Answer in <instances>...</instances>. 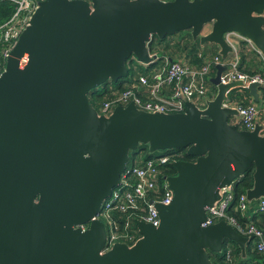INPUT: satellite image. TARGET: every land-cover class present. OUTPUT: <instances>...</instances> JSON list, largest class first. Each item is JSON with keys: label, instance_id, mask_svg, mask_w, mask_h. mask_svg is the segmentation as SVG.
<instances>
[{"label": "water", "instance_id": "obj_1", "mask_svg": "<svg viewBox=\"0 0 264 264\" xmlns=\"http://www.w3.org/2000/svg\"><path fill=\"white\" fill-rule=\"evenodd\" d=\"M263 13L264 0H36L0 71V159L19 167L18 188L0 193V264H214L208 251L220 253L225 239L245 257L248 237L226 221L201 226L252 165L247 200L264 199V123L238 129L228 119L239 106L223 105L243 83H221L226 66L216 64L214 97L178 113L130 102L103 115L88 92L125 78L133 60L158 59L154 36L186 30L226 58L223 35L233 31L264 56ZM259 87L246 86L255 101ZM139 144L149 153L182 148L195 160H173L175 174L164 177L172 198L154 204L157 227L141 221L134 243L103 250L97 215Z\"/></svg>", "mask_w": 264, "mask_h": 264}, {"label": "built area", "instance_id": "obj_2", "mask_svg": "<svg viewBox=\"0 0 264 264\" xmlns=\"http://www.w3.org/2000/svg\"><path fill=\"white\" fill-rule=\"evenodd\" d=\"M3 1L9 3L12 10L0 22V71L5 65L10 49L27 24L36 0H0V2ZM223 37L232 47V52L228 54L230 55L229 60L225 61L218 52L213 56L205 57L200 67L189 65L183 60H170L160 69L152 70L149 75L139 76L138 81L133 86L112 92L110 98L100 102L98 109H96L97 112L109 115L114 107L126 106L130 102L140 110L160 113L183 112L188 101L193 102L198 107H203L205 100L213 98L216 93V90L214 92L208 85L210 70L216 64L226 66L219 77L221 83L240 80L245 88L250 83L264 86V74H249L240 68L239 51L241 44H245L249 49L257 52L263 62L264 56L245 36L230 31L226 32ZM152 54L157 56L156 53L150 52V55ZM223 105L239 106L236 124L245 130H252L259 115L264 113V105L256 104L253 101L243 106L234 105L230 101L224 102ZM173 160L175 159L171 155L163 154L146 159L141 163L134 162L126 165L120 174L119 184L112 189L110 196L104 200L97 215L103 222L106 232L103 250H108L116 242H123L128 245L134 243L141 236L138 229V223L141 221L154 227L159 225L160 218L154 204H167L172 198V190L164 177L172 175L166 174V169ZM162 174L164 175L160 182L159 177ZM233 198L232 185L222 189L221 198L214 207L207 209L206 220L201 226L206 227L219 220H224L241 235L252 238L255 250L264 255L263 230L257 228L253 223L242 224L233 215L228 214ZM237 202V208L240 210L244 211L248 208L249 202L245 193L239 195ZM257 210L264 213L263 198L257 200ZM117 214H124L125 220L118 222ZM132 221L137 222V231L140 234L138 237L130 229ZM87 226V224H81L78 227L85 230ZM226 254V258L231 260L229 249L226 250Z\"/></svg>", "mask_w": 264, "mask_h": 264}, {"label": "trees", "instance_id": "obj_3", "mask_svg": "<svg viewBox=\"0 0 264 264\" xmlns=\"http://www.w3.org/2000/svg\"><path fill=\"white\" fill-rule=\"evenodd\" d=\"M11 6L9 3L3 1L0 2V22L3 21L10 13ZM240 55V68L249 73H261L264 74V62L261 60L263 68H259V61H248L247 57L252 56V49H249L245 44H241ZM151 53H156L158 59L153 63L146 66V68L135 66L134 63L129 64V72L125 78L119 79L117 82L107 81L102 85L91 89L88 92L89 102L93 107L98 109L100 102L111 97V93L121 90L126 87L133 86L138 81L139 76L149 75L152 70L160 69L166 62L183 60L189 65L194 67H200L203 64L205 57H210L217 54L216 45L206 43L203 47L199 44L198 39H193L189 31H180L171 35H166L159 39L156 36L152 38V41L148 45ZM212 47V48H211ZM254 53V52H253ZM255 56L260 55L255 52ZM230 59V55L224 58L225 61ZM165 62V63H164ZM164 63V64H163ZM215 68L210 70L209 75L212 76L215 73ZM208 85L215 92V86L208 81ZM245 91L244 95H240L236 88L228 93L229 101L234 105H246L250 103L253 98L250 96L246 88H241ZM258 102L264 105V86L258 88ZM239 129V127L237 126ZM169 154L173 159H181L194 161L195 157L188 155L185 149H166L149 153L148 146L146 144H139L136 150L129 152L130 163H141L146 159L153 158L159 155ZM254 166L252 165L240 178L236 179L232 185V191L234 194L233 201L228 209V214L233 215L237 221L242 224L253 223L257 228L264 232V213L257 210V201L249 202L248 208L244 211L237 208V201L240 194L245 193L246 189L250 188L253 182ZM166 174H175V168L172 163L167 165ZM162 174L159 177V181H162ZM116 218L118 222L125 220L124 214H117ZM130 229L136 237L140 236L137 231V222L132 221ZM230 250L231 260L226 258V250ZM208 255L212 263L214 264H236L234 257L239 260V264H264V255L255 250L253 239L248 237V242L245 248V257H241L240 247L232 240L225 239L223 241L222 251L220 253L208 251Z\"/></svg>", "mask_w": 264, "mask_h": 264}, {"label": "flooded vegetation", "instance_id": "obj_4", "mask_svg": "<svg viewBox=\"0 0 264 264\" xmlns=\"http://www.w3.org/2000/svg\"><path fill=\"white\" fill-rule=\"evenodd\" d=\"M18 171V165L0 159V193H11L18 188ZM35 200H38V195L35 196Z\"/></svg>", "mask_w": 264, "mask_h": 264}, {"label": "rangeland", "instance_id": "obj_5", "mask_svg": "<svg viewBox=\"0 0 264 264\" xmlns=\"http://www.w3.org/2000/svg\"><path fill=\"white\" fill-rule=\"evenodd\" d=\"M207 30H208V28L205 27L204 30H203V33L207 32ZM131 63H134L135 66H139V67L146 68V65H144V64H142V63H140V62H138L137 60H133ZM164 63H165V62H164ZM164 63H163V64H164ZM236 90H237V92H238L240 95H244V94H245V91L242 90L241 88H236ZM251 101L255 102L256 104H260V102L255 101L254 99L251 100ZM258 120L261 121V122H264V113H261V114L259 115ZM228 121H229L230 123L236 124V122H237V117H232V116H231V117H229ZM236 126H238L239 128H241V127H240L239 125H237V124H236ZM128 164H130V160H129Z\"/></svg>", "mask_w": 264, "mask_h": 264}, {"label": "crops", "instance_id": "obj_6", "mask_svg": "<svg viewBox=\"0 0 264 264\" xmlns=\"http://www.w3.org/2000/svg\"><path fill=\"white\" fill-rule=\"evenodd\" d=\"M241 47H242V45H241ZM212 48V47H211ZM216 51H218V48H216ZM254 52V53H253ZM252 54H254V55H252V56H249V57H247V60L248 61H253V62H256L257 63V61H259V68H263V66L261 65V57L259 56V57H257V56H255V51L254 50H252ZM258 64V63H257ZM215 73H216V71H215ZM215 73H214V75H215ZM214 75H212V76H214ZM210 76V75H209ZM211 77V76H210ZM258 97H259V93H258ZM261 122V121H260ZM248 242V241H247ZM247 242H246V244H247ZM245 248H246V245H245ZM234 260H235V263L236 264H239V260L236 258V257H234Z\"/></svg>", "mask_w": 264, "mask_h": 264}]
</instances>
